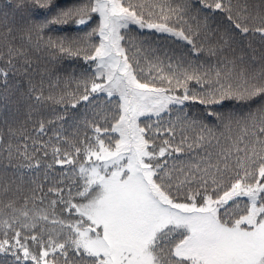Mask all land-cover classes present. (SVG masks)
I'll list each match as a JSON object with an SVG mask.
<instances>
[{"label": "snow or ice", "instance_id": "obj_1", "mask_svg": "<svg viewBox=\"0 0 264 264\" xmlns=\"http://www.w3.org/2000/svg\"><path fill=\"white\" fill-rule=\"evenodd\" d=\"M0 124V264H264V0H8Z\"/></svg>", "mask_w": 264, "mask_h": 264}, {"label": "trees", "instance_id": "obj_2", "mask_svg": "<svg viewBox=\"0 0 264 264\" xmlns=\"http://www.w3.org/2000/svg\"><path fill=\"white\" fill-rule=\"evenodd\" d=\"M134 3H145L147 0H133ZM238 2V0H232V3L235 5ZM242 2V0H240ZM251 3H255L256 0H250ZM8 3V0H0V9L4 8V6ZM135 26H133V33H136ZM147 31V30H145ZM72 34V33H69ZM154 39H157L159 44L164 45L169 50H175V51H185L187 50L185 47L184 41H177L175 38H163V37H154ZM191 46H187V48H190ZM60 54L57 53H51V52H45L41 54V59L39 61L41 69L47 67L54 70V75L52 76V83L53 85H56L59 83V87L56 88V94L59 96L61 94V89H63L66 85H68V98L65 100L64 105H56V111L55 113H52L49 110H45L44 115H36L35 121L38 124V122L41 119H44L46 122L48 120H51L55 123V127L57 129H60L61 131L67 129L71 131L70 126L72 123L78 118L81 117L84 112L86 111V106L83 102H80V104L77 106V108H73L72 105L74 101L71 99V93L74 92L77 88V82L81 79L82 75L87 74L91 75V66L83 60L82 57H63L62 59L55 60V56H59ZM193 58H195V54H193ZM49 61H54L53 63H49ZM37 84L40 83L39 77L36 79ZM43 87L45 88L46 92L49 87V83L47 78L44 81ZM81 91L83 90L82 83L80 84ZM190 90L193 91H201L199 89L198 85H195L194 82L190 84ZM192 105V111H200L205 108L204 105H199L198 102L189 101L187 102ZM212 107V106H209ZM221 111H241L242 109L237 106V102L235 101H226L225 107L223 109H220ZM187 111V109H185ZM64 116L65 119H59L58 117ZM175 117L173 116V119ZM167 119V118H166ZM0 127H4L2 124H0ZM33 129V124L29 123L26 126V131L31 134ZM5 131V139H7V129L4 128ZM19 134V133H18ZM53 132H49L48 135L44 136V139H48L49 135H53ZM56 169L59 168V166H55ZM45 169L41 168L40 172L37 174L40 176L41 179H43V173Z\"/></svg>", "mask_w": 264, "mask_h": 264}]
</instances>
